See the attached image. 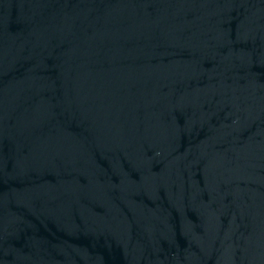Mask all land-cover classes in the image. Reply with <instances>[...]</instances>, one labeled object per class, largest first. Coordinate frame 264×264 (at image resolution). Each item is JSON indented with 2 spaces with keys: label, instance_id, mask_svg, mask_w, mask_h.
Wrapping results in <instances>:
<instances>
[{
  "label": "water",
  "instance_id": "1",
  "mask_svg": "<svg viewBox=\"0 0 264 264\" xmlns=\"http://www.w3.org/2000/svg\"><path fill=\"white\" fill-rule=\"evenodd\" d=\"M0 264H264V0H0Z\"/></svg>",
  "mask_w": 264,
  "mask_h": 264
}]
</instances>
